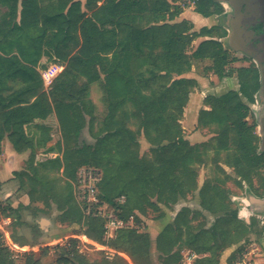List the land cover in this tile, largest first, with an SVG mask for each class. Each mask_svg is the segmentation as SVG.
Returning <instances> with one entry per match:
<instances>
[{
    "label": "trees",
    "instance_id": "obj_1",
    "mask_svg": "<svg viewBox=\"0 0 264 264\" xmlns=\"http://www.w3.org/2000/svg\"><path fill=\"white\" fill-rule=\"evenodd\" d=\"M0 5L5 8L0 16V52L11 54H0V80L16 79L23 85L7 102L0 91V118L18 124L7 136L16 151L28 148L32 142L24 140L17 129L35 117L45 118L52 106L64 134L63 188L54 191L47 182H42L38 189H32V194L56 197L57 206L62 210L61 221L84 225L83 232L93 236L98 244L102 243L103 220L84 216L72 190L80 166L98 168L87 162L98 153L107 154L112 149L125 151L120 165L133 173L127 182L116 187L115 196L103 190L102 179L99 182L100 200L113 206L117 205L115 201L120 194H128L129 187L136 194L154 189V202L147 201L154 211L160 210V203L171 208L179 198L186 197L187 190L197 189L196 170L188 164L194 152L181 136L179 125L182 116L179 109L186 103L195 79L183 74L194 60L207 59L211 62L209 69L219 79L227 77L228 53L219 39H214V36H225L223 27L213 25L193 30L191 22L175 20L182 8L170 0H85L84 4L81 0H0ZM195 11L210 16L221 14L223 7L216 0H196ZM219 28L220 33L216 32ZM200 36L210 38L192 48V41ZM42 55L48 62L64 63L47 91H43L42 79L34 68ZM59 67L56 66L57 70ZM236 73L238 88L219 96H206L204 101L209 108H203L202 112L207 120L220 127L221 149L234 152L233 168L238 175H244L260 165L264 167V152H257L253 128L245 120L249 104L254 102V95L260 89V80L258 70L249 66L238 67ZM94 82L100 83L103 92L104 124L97 144L87 143L83 148L78 146L79 121L85 114H91L86 109L93 108L88 93ZM12 104L15 107L11 108ZM131 117L138 120L146 139L152 136L153 130L154 136L163 129L167 133L164 139L154 142V175L146 173L142 158L130 154V140H135L136 134L127 126ZM69 133H74L77 140L65 137ZM4 134L0 130V136ZM163 140L168 142L161 143ZM62 143L58 141L56 146L59 148ZM56 162L59 165L58 158ZM113 177L116 178L115 175L106 178L104 184L110 185ZM127 201L131 203V195L117 206L120 217L127 218L126 212L132 210L143 211L139 203L131 211L125 210ZM187 210L183 207L178 211L174 220L156 236L160 264L179 263L180 254L175 248L185 231L189 238L182 245L191 247L197 243L194 251L201 255L192 264H220L221 252L234 243L232 237L222 232L219 241L215 224L190 235L189 222L183 220ZM163 215L164 211L158 217ZM231 216L235 220L236 211ZM182 226L186 229H181ZM77 229L74 231L81 230ZM108 244L120 252L112 260H90L85 255L64 251L47 264H131L128 258L133 264H151L147 232L123 228ZM47 250L48 247H41L23 253V264H42L41 257ZM0 264H15L8 249L1 245Z\"/></svg>",
    "mask_w": 264,
    "mask_h": 264
},
{
    "label": "rangeland",
    "instance_id": "obj_2",
    "mask_svg": "<svg viewBox=\"0 0 264 264\" xmlns=\"http://www.w3.org/2000/svg\"><path fill=\"white\" fill-rule=\"evenodd\" d=\"M174 4L183 6V10L187 13L195 14L196 4L191 8V5L185 0H170ZM218 1L223 7L224 18L219 20V24L223 25L226 30L225 36L219 40L222 47L228 53L227 62V77L219 79L214 72L209 69L210 60L203 61L199 60L193 62V66L186 72H191V78L195 79V82L189 87V94L186 103H183V107L179 109L182 111V116L179 117L180 134L192 147L194 156L192 162H189L194 170H196V181L197 189L190 191L187 190L185 198H179L174 207H171V211H180L183 207H187V211H184L185 221L188 220L190 225V235L195 233H201L200 231L204 228L210 227L215 224L218 227V240H221L222 232L232 237L233 244L227 246L220 254L219 262L223 264H234L238 259L240 251L244 247L254 243L258 249V264H264V231L262 225L264 222V209L258 208L257 206L250 203V199H264V167L258 166L255 170H251L249 173H244V169L241 168L244 175H238L233 168L236 164L233 151H226L221 149V129L213 121L207 120L208 117L203 115V108H209V105H205L204 98L208 95L219 96L223 93L238 88V77L236 70L238 67H246L257 69L256 62L251 59L244 57L240 52L234 51L228 44V30L226 29L227 15L230 13V9L226 2ZM84 4L85 0H81ZM1 6V5H0ZM2 7V6H1ZM5 11V8L0 9V16ZM221 13V14H222ZM189 19V16H185ZM200 24H194V29H200ZM222 28V26H221ZM216 32L220 33V29ZM202 38H198L193 42V47L198 45V42ZM191 48V50H192ZM184 76V75H183ZM187 77V76H185ZM213 77V80H211ZM48 87V86H47ZM91 87V88H90ZM90 91L88 93V99L93 104V108H88L89 114H85L83 120L79 124L81 125L80 133H78V144L79 147H85L87 143L91 146L97 144L98 139L102 135L101 129L104 124L105 106L103 102V92L99 82L90 84ZM260 97V96H259ZM258 99V98H257ZM259 103L255 100L249 104V111L245 117L248 125L253 128L254 143L256 145L257 152H264L261 149V135L259 123L255 120V113H258V106L262 103L261 97L258 99ZM177 112V111H176ZM178 112V113H179ZM180 115V114H179ZM128 128L135 131V140H130V154L144 160L146 165V173L148 175H154V142L164 139L166 131L163 129L159 135L154 136V130L152 136L146 139L143 128L140 126L138 120L134 117L128 119ZM154 129V128H153ZM77 140V139H74ZM137 140V141H136ZM176 141V140H175ZM167 140L161 141V143H167ZM74 143V141H70ZM91 151V150H90ZM89 151V152H90ZM84 153H86L84 151ZM92 153V152H91ZM122 153L125 151H117L112 149L106 154L105 151L98 153L95 159H88L91 164L98 166V169L102 174V187L106 192H111V196H115L117 193L118 186L122 183L127 182L133 173L127 168H123L120 165V161L123 159ZM128 156V155H127ZM264 159V157H263ZM111 175H115L116 178L110 179V185L104 184L106 178ZM63 183L61 187L63 188ZM61 190V188H59ZM128 194L124 195L125 198L128 195L132 197L131 203H126L125 210L131 208L139 203L143 211L132 210L127 216L133 220V225L136 231L147 232L150 236V247H149V259L151 264H160V258L158 259L157 251L155 249L154 240V220L160 218L158 215L165 210L164 204H159L160 210L154 211V208L150 207L147 201L154 202V189H147L142 194L134 193L135 190L127 188ZM137 195V196H136ZM140 195V196H138ZM119 197V196H118ZM236 211V219L234 220L231 216L232 212ZM50 221L49 228L51 227L52 236L48 237L47 245L54 247L57 245L65 233L77 228L84 229V225L67 224L59 221L60 213L55 211L50 214L49 217H45ZM148 224V225H147ZM147 228V229H146ZM186 229L184 226L181 229ZM88 242L93 245L96 242L93 236H87ZM189 238L187 232L183 233L180 237V243L175 248V252L180 254V260L182 258V250L186 248L194 250V246L197 243H193V246L188 247L182 245L186 239ZM49 242H52L49 244ZM55 243V244H54ZM90 245V246H92ZM48 247V246H46ZM49 250V247H48ZM47 250V251H48ZM12 258L21 254V251L16 253L15 251L10 253ZM45 254L41 257L42 264L50 263L54 261L55 257L50 254ZM90 260H101L105 259L101 252H92L85 254ZM125 257H127L125 255ZM197 259V258H196ZM179 260V263H180ZM128 261L131 260L128 258ZM178 263V264H179Z\"/></svg>",
    "mask_w": 264,
    "mask_h": 264
},
{
    "label": "crops",
    "instance_id": "obj_3",
    "mask_svg": "<svg viewBox=\"0 0 264 264\" xmlns=\"http://www.w3.org/2000/svg\"><path fill=\"white\" fill-rule=\"evenodd\" d=\"M98 4H100V2H98ZM180 7L182 8V12L175 19L176 21L185 19L193 25L200 24L201 27H211L213 25L224 27L218 23L219 20L224 18L223 13L203 16L198 12L195 14L187 13L183 10V6ZM191 8H193L192 5ZM0 9H2L1 6ZM185 16H189L190 18L187 19ZM193 30L199 29L193 28ZM198 38H202L198 42L199 44L201 41L209 39L210 37L200 36L196 39ZM196 39L192 41L191 46H193V42ZM214 39L220 38L214 36ZM189 52L190 51H187V53ZM0 54L3 56L11 55H6L2 52H0ZM38 59L34 68L42 79L43 91H47V86L53 77L61 71L64 63L48 62L44 55L40 56ZM194 61L196 62L199 60ZM203 61L208 60L204 59ZM193 65L192 63V66ZM56 66H60L59 70H57ZM7 72L9 73L10 71L8 70ZM183 75L189 77L192 76V73L188 72ZM211 80H213V77H211ZM22 86L21 82L16 81V79L5 78L4 80H0L1 96L7 102L10 98L12 99V97H14V93L18 92ZM34 99L35 97L31 98L30 103L33 102ZM10 107H15V105L12 104ZM42 111H44V109ZM14 123L15 124L9 120L4 122L2 118H0V130L5 131V134L0 136V229L4 240L11 245L13 251H16V253L21 251V254L16 256V258H12V256L11 258L14 259L15 264H23V253L37 251L41 247L52 246V242H49L51 245H47L48 237L53 234L51 233V227L49 228L50 221L45 217H49V215L53 214L55 211L61 214L62 210L57 206L56 197L38 194L37 192H33L32 194L31 192L32 189H38L42 182H47L48 186L53 187L54 191L61 188L64 181L62 174V155L64 151L62 141L64 139V134L60 121L52 106L51 113L45 118L35 117L23 123L22 126L17 129L18 134H20L24 140L31 141L32 145L30 144L31 146L28 148L16 151L7 136L9 133L8 131H11L18 125L16 124L17 122ZM65 135V137H69L70 139H76L74 133ZM58 141L62 143L59 148L56 146ZM57 158L59 165L56 162ZM172 207L174 206L172 205ZM171 209L172 208L166 207V211L163 210L164 215L154 220V229H158L154 231V240L165 225L174 220L178 211H171ZM59 221L61 223L70 224L67 221H61L60 218ZM74 227L71 231L65 233V235L78 232L74 231ZM47 254H49L48 251L45 255L48 256ZM200 256L201 255H199L198 258Z\"/></svg>",
    "mask_w": 264,
    "mask_h": 264
},
{
    "label": "built area",
    "instance_id": "obj_4",
    "mask_svg": "<svg viewBox=\"0 0 264 264\" xmlns=\"http://www.w3.org/2000/svg\"><path fill=\"white\" fill-rule=\"evenodd\" d=\"M185 1L191 5L196 4V0ZM101 178V171L97 167L80 166L76 171L75 180L72 182V190L84 216L92 215L103 220L102 243L97 244L94 242L93 245L90 244L83 231L68 234L57 245L49 247L48 253L55 257V259L62 256L64 251L70 252V255L74 252L82 255L90 251L101 252L107 260H112L116 254H120L119 251L109 246L108 243L120 229L134 228V223L131 217L123 218L117 214L120 211L117 206L125 202L124 195L117 197L115 201L116 206L100 200L98 184ZM0 245L6 247L10 253L13 252L11 245L4 240L1 229ZM186 249L182 250V258L179 264H192L199 256L194 250ZM258 249L254 243L244 247L241 249L238 259L234 264H258Z\"/></svg>",
    "mask_w": 264,
    "mask_h": 264
},
{
    "label": "flooded vegetation",
    "instance_id": "obj_5",
    "mask_svg": "<svg viewBox=\"0 0 264 264\" xmlns=\"http://www.w3.org/2000/svg\"><path fill=\"white\" fill-rule=\"evenodd\" d=\"M233 1L234 6L230 5L229 1H224L230 9L226 19V29L228 34L231 30L240 43L241 50L237 52L256 62L260 80L261 73H264V0ZM259 91L254 95L257 103H259L257 99ZM258 109L255 120L259 123L260 117L264 115V96Z\"/></svg>",
    "mask_w": 264,
    "mask_h": 264
},
{
    "label": "water",
    "instance_id": "obj_6",
    "mask_svg": "<svg viewBox=\"0 0 264 264\" xmlns=\"http://www.w3.org/2000/svg\"><path fill=\"white\" fill-rule=\"evenodd\" d=\"M224 1L226 2L229 1V4L232 6L235 5L233 0H220V2H224ZM234 36H235L234 33L231 32L230 30V33L228 34V44L234 51H240L241 50V47H239L240 43L237 41V39H235ZM260 91L258 93L257 98L259 99L261 97V99L263 100V96H264V73L263 72L261 73V78H260ZM259 126H260V135H261V149L264 150V115H262L259 119ZM250 203L257 206L258 208L264 209V199L251 198Z\"/></svg>",
    "mask_w": 264,
    "mask_h": 264
}]
</instances>
